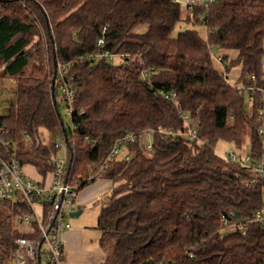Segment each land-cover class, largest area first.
Wrapping results in <instances>:
<instances>
[{
	"label": "trees",
	"instance_id": "trees-1",
	"mask_svg": "<svg viewBox=\"0 0 264 264\" xmlns=\"http://www.w3.org/2000/svg\"><path fill=\"white\" fill-rule=\"evenodd\" d=\"M182 22L187 28L173 37ZM213 46L235 53L219 55L224 71L214 67ZM101 52L129 57L92 60ZM263 60L264 0L192 8L176 0H0V77L17 85L0 138L43 177L54 169V141H64L79 192L112 182L97 221L102 264H264V223L253 221L264 212V179L240 155L215 151L220 141L241 149L249 132L248 157L264 159ZM234 68L240 86L228 81ZM64 82L74 91L68 125ZM185 116L197 140L180 135ZM127 134L137 138L127 147L133 158H111ZM14 213L0 203V264H9L17 238L32 237Z\"/></svg>",
	"mask_w": 264,
	"mask_h": 264
},
{
	"label": "built area",
	"instance_id": "built-area-1",
	"mask_svg": "<svg viewBox=\"0 0 264 264\" xmlns=\"http://www.w3.org/2000/svg\"><path fill=\"white\" fill-rule=\"evenodd\" d=\"M214 0H176L187 8L197 5H208ZM97 45L101 48L104 45V38L97 40ZM129 57L128 55L112 54L101 52L92 56V60L98 58L107 59L110 62ZM218 62L223 64L221 56L216 57ZM264 72V60L262 61ZM60 70L63 67L60 66ZM252 82L256 81L253 76ZM240 92L254 91L255 87H239ZM61 97L66 106L68 116L73 113L74 91L64 82L60 89ZM264 116V108L262 109ZM186 133L180 134L189 140H197V129L195 122L185 116ZM2 130H0L1 133ZM173 134V132H168ZM134 134H127L119 140L111 151V158L130 161L134 152L128 151L129 144L136 142ZM64 143V141H63ZM65 144V143H64ZM0 145L8 150L6 156L0 154V203L8 204L15 210L13 218L19 226H25L27 232L32 237H19L13 243V253L9 264H66L67 253L63 234L69 231L71 214L78 212L80 203L78 201L79 190L77 185L71 180L69 170L68 154L66 159L58 160L56 156L52 159L54 169L47 176H39L33 179L25 172L15 151H9L10 143L0 138ZM61 146H57V150ZM152 140L147 144V149L151 150ZM127 154L123 155V151ZM67 151V148H66ZM229 157L237 160L235 153H229ZM245 166L252 169L264 179V159L260 162H251L250 158L242 159ZM257 223H264V212H258L254 218ZM222 223L228 228H237L228 218L223 217ZM24 231V230H23ZM25 232V231H24ZM245 235V232H242Z\"/></svg>",
	"mask_w": 264,
	"mask_h": 264
},
{
	"label": "rangeland",
	"instance_id": "rangeland-1",
	"mask_svg": "<svg viewBox=\"0 0 264 264\" xmlns=\"http://www.w3.org/2000/svg\"><path fill=\"white\" fill-rule=\"evenodd\" d=\"M185 26H186L185 23L183 22L179 23L172 36L176 37L179 32H182L185 28H187ZM211 49L213 54L214 67L220 71H224V65L218 62L216 57L219 55H223L224 53L234 56L235 53L232 51L222 52L220 49H218L215 46H213ZM240 77H241V69L234 68L228 74V81L232 86H240L241 85L239 81ZM16 91H17V85L15 80L8 77H0V116H6L10 114L11 106L13 104L15 105L16 103ZM60 111L64 123L68 125L70 119L68 117L67 109L63 104H61ZM152 136L153 135L151 133H146L142 137V143L145 145L148 144L152 140ZM39 140L40 143H44L46 145H49L51 143V138L47 133H41ZM54 143H56L58 147L61 146V148L57 150L56 158L58 160L66 159L67 151L63 141L59 139L54 141ZM215 151L218 155H223V156L226 153L233 152L236 153L237 155H240V157L243 160L246 159L250 154L249 132L247 134L246 141L241 149H238L235 145L231 143L220 141L216 145ZM122 154L126 155L127 150L125 149ZM25 172L31 178L36 180L39 179L38 173L35 171L33 167L26 166ZM105 184H108L110 187L107 190H105L103 193L98 195L96 199H94V202L91 205L87 206L86 208H83L82 214L79 217L70 219L71 226H74L76 223H78L79 224L78 226L82 230H85L81 251L93 259L96 258L101 259L102 256H104V258L106 256V253L103 252V250L100 247L101 234L96 229L99 214L102 210V207L107 205V199L108 197L111 196V191L113 187L110 180H105ZM20 229L21 231L24 230L25 232H27V228L25 226H21Z\"/></svg>",
	"mask_w": 264,
	"mask_h": 264
},
{
	"label": "crops",
	"instance_id": "crops-1",
	"mask_svg": "<svg viewBox=\"0 0 264 264\" xmlns=\"http://www.w3.org/2000/svg\"><path fill=\"white\" fill-rule=\"evenodd\" d=\"M105 180L106 179H99L95 183L90 184L89 186L91 187L88 186L79 193V211L82 212L83 208L91 205L98 195H100L110 187L108 184H105ZM78 225L79 224L76 223L69 231L63 234L65 249L67 253L66 264H102L105 259L104 256H102L101 259H93L81 251L85 230H82ZM99 233L101 234L100 231Z\"/></svg>",
	"mask_w": 264,
	"mask_h": 264
},
{
	"label": "water",
	"instance_id": "water-1",
	"mask_svg": "<svg viewBox=\"0 0 264 264\" xmlns=\"http://www.w3.org/2000/svg\"><path fill=\"white\" fill-rule=\"evenodd\" d=\"M54 82H55V79H54ZM81 211H78V212H75V213H72L71 214V218H77V217H79L80 215H81Z\"/></svg>",
	"mask_w": 264,
	"mask_h": 264
}]
</instances>
